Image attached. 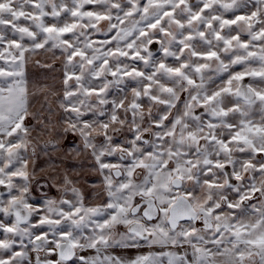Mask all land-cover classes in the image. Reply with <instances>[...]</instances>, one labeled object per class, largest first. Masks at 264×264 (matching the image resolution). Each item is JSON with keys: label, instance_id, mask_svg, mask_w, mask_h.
I'll return each mask as SVG.
<instances>
[{"label": "snow or ice", "instance_id": "snow-or-ice-1", "mask_svg": "<svg viewBox=\"0 0 264 264\" xmlns=\"http://www.w3.org/2000/svg\"><path fill=\"white\" fill-rule=\"evenodd\" d=\"M48 52L41 151L78 138L101 203L29 171L53 113H30L25 65ZM0 61V264H264V0H0Z\"/></svg>", "mask_w": 264, "mask_h": 264}, {"label": "rangeland", "instance_id": "rangeland-1", "mask_svg": "<svg viewBox=\"0 0 264 264\" xmlns=\"http://www.w3.org/2000/svg\"><path fill=\"white\" fill-rule=\"evenodd\" d=\"M100 27L106 28L107 22H102ZM8 35L10 36L11 33H8ZM57 54H59L58 50H57ZM37 61H39L40 63L38 64ZM44 63L51 65V67H43L42 65ZM26 65H28L27 78H29V89H28L29 90L28 98H29V106H30L29 111L30 113L33 114H39L42 119H49L48 112L51 111L53 113V115L50 117L51 125L53 123V126L51 127H54V122L56 121L55 116H57L54 107L55 106L58 107L57 102L60 99H62V95H63L62 93V89L64 87L62 84L63 57H61L60 59H54L52 52H48L43 55L29 56ZM111 91L112 90H110V92ZM109 96L110 97L116 96V94L113 91ZM94 99L95 98L93 97V100ZM59 111L62 112V110L60 109ZM60 112L58 115H62L60 114ZM44 115L46 116L42 117ZM30 119L31 121H33L34 124L36 123L32 119L31 115H30ZM36 127H39V125L37 124ZM44 131L46 132V129H44ZM56 133L51 132L52 137L51 134L50 135L44 134L43 136H45L46 139L51 138V140H53L54 137L56 136ZM37 136L38 135L32 136L33 140H32V144L30 145V148L35 146L36 149H38L39 156H37L36 158L34 157L33 160H31L29 166L30 169L36 168V173H37L36 180L39 181L49 180V183H52V181L50 180L51 176L63 177L65 172H67L70 179L77 181L75 187H77L84 193L86 197V203H92V204L101 203L103 197L101 196L100 199H97L96 197L102 194L103 186L100 183L101 178L97 176L98 173L91 171L92 165H90V161L92 160L89 154L84 151H81L79 155H77L75 152L65 153L64 148L61 147L62 146L61 144L58 145L59 150L55 152L51 151V145H49L48 153L45 154V152H42L41 149L45 147L46 143H44L45 141H43L44 144L42 146H40V144L38 145V141L34 140V138H36ZM39 137H42V134H40ZM75 146L80 149H83L82 143L76 144ZM93 177L94 179H91ZM87 179H91V180L88 181ZM56 183H59V180H57ZM83 183L85 184L84 188L78 186ZM93 184H95V187H93ZM33 192H34L33 194L35 193L40 194L41 192H43L42 194L35 196V200L38 202L42 201V197L45 194L49 196L58 195L56 188H51V189L44 188L43 190H39L35 187V183L33 184ZM68 195L71 196V193L69 192ZM116 250H119L121 252L123 251V249H116Z\"/></svg>", "mask_w": 264, "mask_h": 264}, {"label": "flooded vegetation", "instance_id": "flooded-vegetation-1", "mask_svg": "<svg viewBox=\"0 0 264 264\" xmlns=\"http://www.w3.org/2000/svg\"><path fill=\"white\" fill-rule=\"evenodd\" d=\"M157 47V45H152V49H155ZM109 79H111V77H109ZM245 83H247V79H246V81H245ZM110 90H112L111 92H109V95L114 91V93L116 94V95H119V93H117L116 92V90L113 88V89H110ZM186 94H182V96H181V100H183L184 99V96H185ZM128 99H131V95H130V93H129V96H128ZM158 107H162V106H158ZM29 108H30V106H29ZM54 109H55V111H56V115L57 116H55V122H54V127H51V128H49V129H46V132H52V133H56V130H57V132L59 131V132H62V128L59 126V124H58V121H59V117L61 116V115H58L59 114V108L58 107H54ZM156 111H157V108H153V115H154V113L156 114ZM198 111H202V110H198ZM60 114H63L62 112H60ZM252 115H253V118L255 119V120H259L260 119V116H261V114H260V112L258 111V110H256V111H254L253 113H252ZM46 115H44V116H42V117H45ZM59 116V117H58ZM58 118V119H57ZM170 119H171V117H170ZM29 123L30 124H34L33 123V121H31V119L29 118ZM39 125V127L38 128H41V127H43L42 126V124H38ZM52 126H53V123H52ZM36 135H38L36 132H34V133H32V136H36ZM40 135V134H39ZM44 134H42V137H39L38 139H36V138H34V140H36V141H38V145L40 144V146H42L44 143H46V142H48L49 140H51V138L50 139H46L45 138V136H43ZM51 137H52V134H51ZM98 139H101V138H98ZM43 141H45L44 143H43ZM62 146V148H64L65 149V147H66V145H69V144H74V145H76V144H81V142H80V140L78 139V138H72V139H69V140H66V141H61V143H60ZM49 146V145H48ZM36 151H37V155L35 156V158L37 157V156H39V152H38V149H36ZM26 155H29V156H31V148H30V146H29V152L28 153H26ZM237 155H240V154H237ZM33 158L34 157H32V160H33ZM30 163H31V161H30ZM30 163H29V166H30ZM90 165H92V161H90ZM36 169V168H35ZM33 169H30V167H29V171H32ZM97 176H99V175H97ZM96 176V177H97ZM83 178H84V176H83ZM91 179H94V177L93 178H91ZM91 179H87L88 181L89 180H91ZM87 185V184H86ZM78 186H81V187H85V184L83 183V184H81V185H78ZM88 186V185H87ZM80 188V187H79ZM34 193V192H33ZM43 192H41L40 194H42ZM40 194H33V196L35 197L36 195H40ZM32 202H34V203H40V202H38V201H36L35 199L32 201ZM199 226V225H198ZM3 234L2 233H0V236H2Z\"/></svg>", "mask_w": 264, "mask_h": 264}, {"label": "crops", "instance_id": "crops-1", "mask_svg": "<svg viewBox=\"0 0 264 264\" xmlns=\"http://www.w3.org/2000/svg\"><path fill=\"white\" fill-rule=\"evenodd\" d=\"M0 64H3V61H0ZM27 64V63H26ZM28 77V65H25V79H26V82H27V88L29 89V78ZM28 94H29V90H28ZM28 101H29V98H28ZM30 118V116H29ZM29 118L28 120H26V123H29ZM134 250V251H132ZM149 251H160V249L157 247V248H153V249H149L147 247H142L140 249H127V250H124L121 252L119 250H115L116 253H119L120 255L126 257V258H134L135 255H138V254H147Z\"/></svg>", "mask_w": 264, "mask_h": 264}]
</instances>
